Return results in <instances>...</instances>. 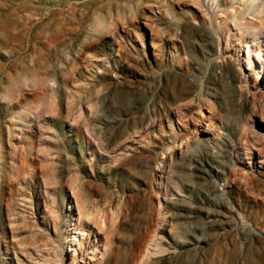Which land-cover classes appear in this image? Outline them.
<instances>
[{"label": "rangeland", "instance_id": "374dc122", "mask_svg": "<svg viewBox=\"0 0 264 264\" xmlns=\"http://www.w3.org/2000/svg\"><path fill=\"white\" fill-rule=\"evenodd\" d=\"M225 1L0 0V264H264V46ZM223 143L209 182L243 219L201 236L188 206L226 212L189 157Z\"/></svg>", "mask_w": 264, "mask_h": 264}, {"label": "bare ground", "instance_id": "6f19581e", "mask_svg": "<svg viewBox=\"0 0 264 264\" xmlns=\"http://www.w3.org/2000/svg\"><path fill=\"white\" fill-rule=\"evenodd\" d=\"M235 0H228L222 3H218L216 5V9L218 11H224L226 13V16L231 19L236 27H246L248 30V36H249V41L253 43V46H256L258 48L257 54L261 51V48L264 46V0H239L242 2V5L240 6L241 9L238 11L234 7H232V4H234ZM211 2H215V0H211ZM232 3V4H230ZM245 15H250V16H255L257 15V18H255V21H250V20H245L244 23L241 22L244 19ZM101 16V15H100ZM101 25H104L106 28H109L110 25L108 23H105V21L102 18H99ZM99 26V25H98ZM158 26V25H157ZM159 27L154 28L155 33L158 31ZM159 32V31H158ZM159 36V35H158ZM201 42H202V47L206 49L207 47H212L213 46V40L209 36H200ZM248 42H246L247 44ZM250 52L248 51V58L246 59L248 62V65H251L252 60L250 59ZM261 73H264V65L261 64L260 66ZM211 77L209 78V86L207 89L209 91H205V94L207 96H211L219 103V105L223 104V96L219 92V77L216 71H212ZM235 80V79H234ZM224 84V83H223ZM206 89V90H207ZM221 89V88H220ZM233 105L237 108L238 110H243L245 108L252 109L253 107H249L247 102L244 99H234L233 100ZM224 106V104H223ZM163 114V113H162ZM222 150L217 151V152H212L210 149L205 146L201 145V148L203 150L197 151L195 155H191L189 158L192 162H194V166L192 167L197 174V178L201 180L199 184H197V188L201 194H203V198L205 195V198L211 201L217 208H224L225 212L224 214H221L218 212V210L213 211L210 209H206L205 207H202L204 204V201H202L201 198L199 199L200 203H197L199 205H194V206H188V212H187V219L189 220L188 223L193 224L196 228V230H200L199 232L202 233L201 236H203V232L201 230L205 228L207 225H203V223L199 222L197 219L200 218L201 216L206 215L207 218H213L212 220L206 222L205 224H208L209 226H223L229 222V219L227 218H232L233 215L237 216L241 220L243 219L240 216V213H238L237 209L231 205L229 202L224 201L222 198L221 193H218L219 191L216 187V185H211L209 180L211 179L212 175H221L224 176V178L227 177V170L232 169L230 165V161L227 162V160H224V155L225 153H229L230 150L227 149L226 143H223ZM229 151V152H228ZM216 165V166H215ZM234 168V166H232ZM205 183V184H200V183ZM259 185H264L261 180L257 182ZM204 186V187H202ZM183 206V205H182ZM80 209V207L78 206ZM220 213V214H219ZM80 216V215H79ZM221 218V219H219ZM223 218V219H222ZM226 218V219H225ZM231 220V219H230ZM192 225V226H193ZM191 226V227H192ZM208 228V227H207ZM206 228V229H207ZM211 228V227H210ZM192 229H194L192 227ZM254 227L250 226L248 224L240 226L239 229V234H240V239L242 242H244L247 239V236L249 234H255ZM195 231V230H194ZM206 233V232H204ZM193 235V234H192ZM250 236V235H249ZM205 238L202 237H193L192 242L189 241V243L186 241L184 244L188 246L192 251L197 252L201 247V244H206ZM208 240V239H207ZM77 241L76 239V231L73 232V235L69 238V243L70 247L72 245L74 246L75 242ZM157 247L154 246V249H157L158 252H160V249L155 248ZM189 250V249H188ZM27 251V250H26ZM163 251V250H161ZM24 252V251H23ZM69 252H74V255L76 256V251L73 248H70ZM26 254V253H25ZM149 255V254H148ZM75 263V262H74ZM73 264V262H72Z\"/></svg>", "mask_w": 264, "mask_h": 264}]
</instances>
